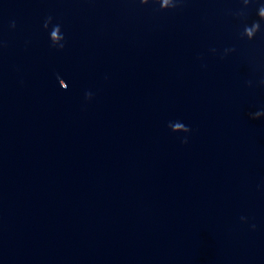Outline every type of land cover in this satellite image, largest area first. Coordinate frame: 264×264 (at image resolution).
<instances>
[{
    "label": "water",
    "instance_id": "1",
    "mask_svg": "<svg viewBox=\"0 0 264 264\" xmlns=\"http://www.w3.org/2000/svg\"><path fill=\"white\" fill-rule=\"evenodd\" d=\"M0 264H264V0H0Z\"/></svg>",
    "mask_w": 264,
    "mask_h": 264
}]
</instances>
